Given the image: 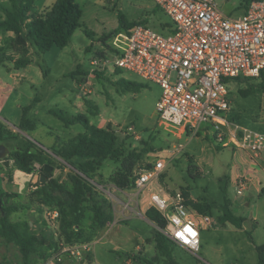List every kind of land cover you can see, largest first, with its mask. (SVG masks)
I'll list each match as a JSON object with an SVG mask.
<instances>
[{"label":"rangeland","instance_id":"374dc122","mask_svg":"<svg viewBox=\"0 0 264 264\" xmlns=\"http://www.w3.org/2000/svg\"><path fill=\"white\" fill-rule=\"evenodd\" d=\"M56 1L35 0L31 15L47 13ZM42 2L51 7L39 12L37 4ZM76 2L83 14L80 26L66 47L35 53L30 42L22 44L14 32L0 30V55L6 53L15 58L34 60L22 69L26 79L20 84L21 96L17 103L29 105L35 97L41 98L32 112L38 123L37 129L28 134L6 128L7 134L22 131V135L42 147L50 148L56 141L54 147L60 148L67 142L61 137L57 140L56 134L67 141L87 132L79 123L67 128L57 116L48 113V110L55 109L68 117L84 114L93 125L116 136V145L122 150V156L107 158L101 168L92 172V178L86 177L93 188L87 193L83 217L77 225L80 238L98 241L95 261L98 264H167L157 249L156 230L161 231V227L147 217L145 198L153 190L173 193L184 188L190 203L210 204V215L217 221L222 214V204L228 200L234 213L245 222L242 228L231 223H219L216 229L202 228L200 250L192 253L172 243L173 258L181 264H259L257 247L264 246V192L246 188L239 195L234 182H226V177H230L234 170L233 147H222L212 132L208 133L204 128L200 135L191 131L176 129L170 133L161 129L156 104L163 90L158 83L129 70L115 69L112 62L105 69L93 64L95 54L101 53L107 40L121 31L120 14L128 23L145 24L164 33L173 23L171 18L155 0ZM217 2L233 18L240 17L248 5V0ZM4 7L12 8L11 1L0 0V19L6 17ZM85 29L91 31L92 36ZM4 63L0 61V69L6 71L1 67ZM7 63L13 66V61ZM42 70L47 74H42ZM3 74L8 79L9 74ZM125 81L144 87L136 89L134 85L124 84ZM229 89L231 122L264 132V80L259 77L232 80ZM18 112L22 117L21 108ZM180 145L182 150L171 157L170 153ZM48 152L54 155L52 150ZM158 156H169L168 165L159 179L152 181L140 194L132 186V172L150 165ZM54 157L49 179L41 182L44 165L35 161L31 178L18 172L20 181L19 187L14 189L16 192L4 195L5 205L17 209L9 219L21 223L22 229L31 235L46 237L49 243L53 236L45 216L54 208L68 213L76 180L75 172L61 158ZM256 167L262 172L264 184V170L260 165ZM70 220L68 215L65 219L67 232L74 226ZM47 249L43 242L34 240L33 248L25 253L21 246L7 241L0 234V264H38Z\"/></svg>","mask_w":264,"mask_h":264},{"label":"built area","instance_id":"2783aa9c","mask_svg":"<svg viewBox=\"0 0 264 264\" xmlns=\"http://www.w3.org/2000/svg\"><path fill=\"white\" fill-rule=\"evenodd\" d=\"M155 2L173 21L168 32L145 24L123 29L107 40L103 55L95 54L93 64L105 69L112 62L115 69L158 83L163 90L156 104L161 129L198 134L204 128L219 145L233 147L257 165V158L264 154V132L231 122L229 85L234 77H264V0L250 1L238 18L227 15L217 0ZM182 148L175 147L170 156ZM168 158L158 156L150 165L133 171V188L141 194L159 179ZM251 180L247 172L238 176V194ZM189 202L182 190H153L145 198L147 209L154 208L166 221L161 232L173 243L197 253L201 229H216L219 222L199 213ZM45 218L53 240L47 243L38 264H98L94 259L97 240L69 238L62 230L58 208L49 210Z\"/></svg>","mask_w":264,"mask_h":264},{"label":"trees","instance_id":"16d2710c","mask_svg":"<svg viewBox=\"0 0 264 264\" xmlns=\"http://www.w3.org/2000/svg\"><path fill=\"white\" fill-rule=\"evenodd\" d=\"M10 1L12 3V8L4 7L6 18L0 20V30L14 31L17 35L16 38L20 43L27 44L30 42L38 53L49 52L54 47H66L73 37L75 30L80 26V19L83 10L76 0H57L50 11L38 16L31 15L30 13L35 0ZM250 1L252 0H248V4ZM119 25L120 30H125L133 27L136 23H128L124 16L120 14ZM85 32L89 36H92L93 34L88 29H85ZM96 54L103 55L102 52ZM0 61H14L17 67L27 66L32 62L31 59H16L12 55H6V53L0 55ZM44 73L46 74V72ZM243 78L250 79L255 77L239 76L232 78L231 81ZM262 80H264V77H262ZM124 84L134 85L136 89L144 87L142 84H136L131 81H125ZM37 101L38 99H35L34 102ZM32 107L33 104L23 108V116L19 124V128L23 131L31 132L37 128L36 122L28 117ZM49 112L57 116L67 126L79 123L87 130L86 133H81L77 137L63 141L67 143L62 144L60 148H49L55 156L61 158L63 163L69 166L76 174L75 194L71 201L69 211L68 213L62 212V230L69 238L77 237L78 239H83L79 237L80 229L75 231V227H78L77 225L83 217V203L87 201V193H90L93 188L92 183L87 178H92V172L101 168L107 158H120L122 156V150L117 147L116 136L114 134L110 133L108 130L100 129L93 125L86 115L79 114L73 117H67L63 111L51 109ZM200 133L201 132L198 134L200 135ZM58 138L59 139L57 140H61L60 137ZM0 142L5 143L11 148L10 155L15 160L16 165L19 169L27 173H30L33 170V164L35 161L42 163L44 166L46 164L52 166L53 161L55 160L54 155L50 154L47 149L38 145L32 139L22 135L20 132L7 134L6 125L2 121H0ZM46 175L48 179L51 176L50 173H47ZM229 181L230 178L226 177V182ZM182 190L186 196L189 197L187 192L184 191V188H182ZM4 195L8 196V193L0 192L3 201V209L0 214V234L4 236L7 241L14 242L21 246L25 253L33 248L34 240L43 242L44 245H47L48 240L46 237H40L39 234L36 236L31 235L22 229L21 223L12 222L9 219V215L17 209L12 205H5ZM190 205L201 214H211L210 209L212 206L208 203L191 202ZM68 215L71 216L70 224H74V226L67 232L65 228L68 227V225L65 223V219ZM146 215L157 226H165V219L154 208L147 209ZM218 222L222 224L231 223L237 228H242L245 219L237 216L234 213L230 202L225 200L222 204V214L219 216ZM156 232L157 249L160 254L165 257L167 264H181L172 256L171 244L173 242L161 231L156 230ZM257 251L259 264H264V246H258ZM43 255L44 253L41 256ZM147 264L155 263L148 262Z\"/></svg>","mask_w":264,"mask_h":264},{"label":"crops","instance_id":"0c3cea01","mask_svg":"<svg viewBox=\"0 0 264 264\" xmlns=\"http://www.w3.org/2000/svg\"><path fill=\"white\" fill-rule=\"evenodd\" d=\"M37 1L38 0H36V2ZM48 7H51V6H47V5H45L44 2H42V4L41 3L37 4L36 9L39 12H41L42 9H45ZM5 18L6 17H2V19H5ZM2 19H0V20H2ZM7 31L10 34H11V32H14L12 30H7ZM33 52L37 53V51H35V50ZM16 59H18V58H16ZM28 59H31V58H28ZM31 60H32V62L29 65H31L34 61L33 59H31ZM5 62L6 63L2 64L1 67L5 68L6 71H3L2 69H0V121L5 123L6 128H10L13 130H15V129L21 130L19 128V124L21 122L22 117L19 116L18 109L21 108L22 116H23V108L25 106H28V105L22 106L20 103H17V101L20 100L19 98L21 96V93H20L21 91H19V90H21L20 84H21V82H23L24 79H26L25 72L22 69H25L29 65L23 66V67H17L13 61V63H12L13 66L11 67V65H8L7 61H5ZM4 72H7L9 74L8 79L5 78V76L3 74ZM42 74H44L43 70H42ZM91 75L92 74H89V76H91ZM83 86H84V84H83ZM35 99H38V101L34 102ZM12 102L15 104L14 106L10 105ZM40 102H41V98L35 97L33 99L32 103L29 104V105L33 104V107L30 110L28 117L30 119H32L34 122H36L37 126H38V123L36 120L33 119L32 112H33V109L36 107L37 103H40ZM8 105H10V106H8ZM48 113L51 114L49 112V110H48ZM64 125H65V123H64ZM66 127L68 128L70 126H66ZM20 132H22V131H20ZM26 133L29 134L28 131H26ZM56 135H57L56 137H61L63 141H66L65 138H63L61 135H59V134H56ZM55 143H56V141L54 143H52V146L50 148L54 147ZM44 148L47 149V151H49V148H46V147H44ZM6 160H9V163H10L9 166L5 165L4 161H6ZM257 160H258L257 165L253 166L249 162L248 158H246V156L243 153L234 151V167H233L234 170H233L232 175H230V177H229L230 178L229 183L231 184L233 181L236 188H237L238 176L241 173L247 172L248 176L251 177L252 180L245 187V189L246 188L254 189V190H257L258 193L264 192V184L262 182V172L259 171L256 167V166L260 165L261 170H264V154L260 155V157H258ZM18 172H22V173L27 174L29 176V178H31V176H32V174L24 172L21 169H19V167L16 165L15 160L12 158L11 155H8L5 160L0 161V192H4V193L16 192V191H14V189H16V187H19L18 181H20L18 179V177H19ZM244 190H243V193H244ZM18 192H21V191H18ZM242 194H239V195H242Z\"/></svg>","mask_w":264,"mask_h":264},{"label":"water","instance_id":"95a60500","mask_svg":"<svg viewBox=\"0 0 264 264\" xmlns=\"http://www.w3.org/2000/svg\"><path fill=\"white\" fill-rule=\"evenodd\" d=\"M11 153V148L5 143L0 142V161L5 160L8 155ZM5 165L9 166V160L4 161ZM53 170V166L46 164L44 166V173L41 174V182H44L47 179V173H50ZM0 209H3V201L0 196Z\"/></svg>","mask_w":264,"mask_h":264}]
</instances>
